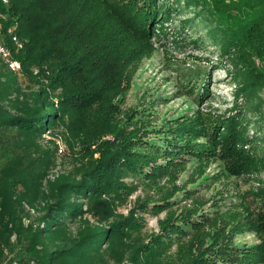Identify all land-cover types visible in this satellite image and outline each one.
<instances>
[{"label": "trees", "instance_id": "16d2710c", "mask_svg": "<svg viewBox=\"0 0 264 264\" xmlns=\"http://www.w3.org/2000/svg\"><path fill=\"white\" fill-rule=\"evenodd\" d=\"M160 1L0 0V40L33 84L18 86L11 60L0 56V150L7 156L0 264H264V187L245 215H200L203 204L194 200L195 208L169 212L158 234L144 233L139 213L169 210L177 189L152 209L138 201L128 216L117 213L136 191L129 175L153 186L163 177L176 183L188 156L200 163L199 177L203 163L215 160L232 177L264 171L238 103L224 114L199 110L164 125L163 142L150 140L151 124L135 111L124 112L137 69L164 33ZM191 1L222 58L231 59L241 82L236 97L264 90V0ZM58 128L78 165L50 179L53 152L42 140ZM26 205L42 210L37 223L26 224ZM245 231L260 243L237 244Z\"/></svg>", "mask_w": 264, "mask_h": 264}, {"label": "rangeland", "instance_id": "374dc122", "mask_svg": "<svg viewBox=\"0 0 264 264\" xmlns=\"http://www.w3.org/2000/svg\"><path fill=\"white\" fill-rule=\"evenodd\" d=\"M159 4L165 10L160 11L161 21L157 26L159 30L163 26L164 33L155 38L154 53L137 69L131 88L125 96L124 112L135 111L137 118L151 124V131L148 133L150 140L163 142L162 135L158 132L163 130L164 125L179 118L191 117L199 110L224 114L238 103L247 119L245 124L250 140L249 147L264 157V90H258L249 96L236 97L241 82L235 77L236 70L233 69L231 59L222 58L221 49L213 40L208 24L204 21L201 7L188 0H161ZM4 49L1 39V61L7 64L11 57L6 58L1 52ZM8 69L14 73L16 83L24 91L33 87L21 74V64L19 69ZM205 85H208L207 89L210 91L206 98L201 95L204 91L200 94V89ZM55 133V136L47 134L42 140L43 146L53 152L50 179L61 173L71 172L78 165L69 150L64 130L58 128ZM187 159L186 169L176 183H170L167 177H163L158 185L153 186L129 175L126 180L136 187V191L126 204L117 209V213L128 216L138 201H148L149 208L152 209L155 202H160L173 188L177 191L169 198L172 203L169 210L159 214L139 213V217L143 219L144 233H160V221L166 220L169 212L180 215L195 208L194 200L203 204L199 207L200 215H214L216 210L237 211L245 215L246 205L256 208L253 193L264 187V171L255 176L232 177L226 172L224 163L215 160L203 163L204 167L200 169H205V174L199 177L200 163L192 156ZM6 163L7 156L0 150V169ZM190 190L192 196L189 197L186 192ZM25 208L30 214L26 224L37 223V219L43 214L42 210L29 205ZM236 243L241 246H254L260 243V238L254 232L245 231L236 237Z\"/></svg>", "mask_w": 264, "mask_h": 264}, {"label": "built area", "instance_id": "2783aa9c", "mask_svg": "<svg viewBox=\"0 0 264 264\" xmlns=\"http://www.w3.org/2000/svg\"><path fill=\"white\" fill-rule=\"evenodd\" d=\"M4 2H7V0H3ZM16 41H17V39L16 38H14ZM1 52H3L4 53V55L6 56V58H9V57H11V54H10V52H9V50L8 49H4V50H1ZM10 55V56H9ZM10 67L13 69V70H16V69H19L20 68V64H19V62H17V61H10Z\"/></svg>", "mask_w": 264, "mask_h": 264}]
</instances>
